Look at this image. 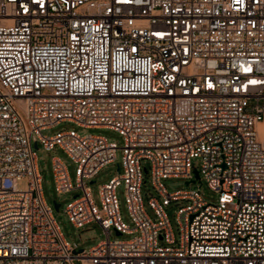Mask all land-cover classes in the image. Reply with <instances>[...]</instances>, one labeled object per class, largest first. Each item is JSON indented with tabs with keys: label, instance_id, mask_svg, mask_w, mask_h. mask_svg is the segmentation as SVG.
Here are the masks:
<instances>
[{
	"label": "built area",
	"instance_id": "built-area-1",
	"mask_svg": "<svg viewBox=\"0 0 264 264\" xmlns=\"http://www.w3.org/2000/svg\"><path fill=\"white\" fill-rule=\"evenodd\" d=\"M62 122L113 129L123 146L43 134ZM261 123L264 0H0V264H264ZM35 144L77 164L76 184L59 156L52 171L59 194L79 191L69 221L105 230L91 248L63 235ZM118 149L99 207L88 182ZM167 178L204 179L216 198L169 192Z\"/></svg>",
	"mask_w": 264,
	"mask_h": 264
},
{
	"label": "rangeland",
	"instance_id": "rangeland-1",
	"mask_svg": "<svg viewBox=\"0 0 264 264\" xmlns=\"http://www.w3.org/2000/svg\"><path fill=\"white\" fill-rule=\"evenodd\" d=\"M68 129H76L81 133L104 135L109 138V140L117 142L118 146H123L122 136L113 129L104 127L84 129L76 126L71 122H62L59 125L54 126L53 128L44 130L43 134L54 135L57 132ZM35 149L39 158L38 165L43 178L42 186L45 199L50 205L53 206L56 220L66 239L70 241L71 244L75 248H77V250L81 248L89 249L93 245L97 244L100 240L105 239L106 232L99 224L92 223L84 228L78 229L69 221L64 209L67 203L73 200L74 196L78 194L79 191L77 190L72 191L71 193L59 194L55 188V182L52 171L53 157L59 156L65 162L69 171L70 178L74 184L77 183V164L58 146H56L55 149L52 151H47L43 148L42 144H39L38 148ZM122 154V149H118L115 162L104 166L93 178L94 182H88V186L99 207H101L100 187L101 185L108 182L111 178L118 174V164L121 165L122 163ZM144 165L149 166L147 162H145ZM195 165L199 166V162L195 161ZM145 181L146 182L143 186L144 203L149 213L152 214V210L148 204V197L146 195L147 191H150V193H154L149 173H145ZM163 182L169 192H174L179 189L196 188L197 186H199L200 191L205 199L209 201H214L216 198V193L211 188H209L204 179H198L196 183L193 184H186V180L182 178H167L164 179ZM25 185L26 181L20 182L21 187ZM118 197L123 220L132 227L133 222L129 214L123 183L118 187ZM55 202L60 204L58 210L55 209ZM167 209L172 224L174 227H176L175 216L177 208L175 206H170ZM111 236L112 238L120 239H130L133 237V235L130 234L117 235L116 232H113Z\"/></svg>",
	"mask_w": 264,
	"mask_h": 264
},
{
	"label": "water",
	"instance_id": "water-1",
	"mask_svg": "<svg viewBox=\"0 0 264 264\" xmlns=\"http://www.w3.org/2000/svg\"><path fill=\"white\" fill-rule=\"evenodd\" d=\"M35 147L37 148V144H35ZM196 176L198 177V173H196ZM93 182V181H92ZM187 183H189V181H187ZM59 207H60V204L59 203H57V202H55V209H59Z\"/></svg>",
	"mask_w": 264,
	"mask_h": 264
},
{
	"label": "bare ground",
	"instance_id": "bare-ground-1",
	"mask_svg": "<svg viewBox=\"0 0 264 264\" xmlns=\"http://www.w3.org/2000/svg\"><path fill=\"white\" fill-rule=\"evenodd\" d=\"M258 127L261 131H263V135H264V123L259 124Z\"/></svg>",
	"mask_w": 264,
	"mask_h": 264
}]
</instances>
